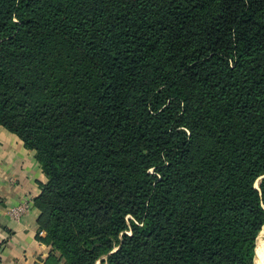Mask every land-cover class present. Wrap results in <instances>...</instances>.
<instances>
[{"label": "trees", "instance_id": "obj_1", "mask_svg": "<svg viewBox=\"0 0 264 264\" xmlns=\"http://www.w3.org/2000/svg\"><path fill=\"white\" fill-rule=\"evenodd\" d=\"M0 126L56 264H254L264 0H0Z\"/></svg>", "mask_w": 264, "mask_h": 264}, {"label": "crops", "instance_id": "obj_2", "mask_svg": "<svg viewBox=\"0 0 264 264\" xmlns=\"http://www.w3.org/2000/svg\"><path fill=\"white\" fill-rule=\"evenodd\" d=\"M45 182L35 151L0 126V264H56L34 203ZM22 202L27 210L14 219L8 211Z\"/></svg>", "mask_w": 264, "mask_h": 264}, {"label": "bare ground", "instance_id": "obj_3", "mask_svg": "<svg viewBox=\"0 0 264 264\" xmlns=\"http://www.w3.org/2000/svg\"><path fill=\"white\" fill-rule=\"evenodd\" d=\"M254 264H264V235L260 232L256 239V253Z\"/></svg>", "mask_w": 264, "mask_h": 264}, {"label": "built area", "instance_id": "obj_4", "mask_svg": "<svg viewBox=\"0 0 264 264\" xmlns=\"http://www.w3.org/2000/svg\"><path fill=\"white\" fill-rule=\"evenodd\" d=\"M26 210H27V203L22 202V203H19L18 205L12 206L9 209L8 213L14 219H19L24 214V212H26Z\"/></svg>", "mask_w": 264, "mask_h": 264}, {"label": "rangeland", "instance_id": "obj_5", "mask_svg": "<svg viewBox=\"0 0 264 264\" xmlns=\"http://www.w3.org/2000/svg\"><path fill=\"white\" fill-rule=\"evenodd\" d=\"M260 232H262V235H264V226H263V228L261 229Z\"/></svg>", "mask_w": 264, "mask_h": 264}]
</instances>
